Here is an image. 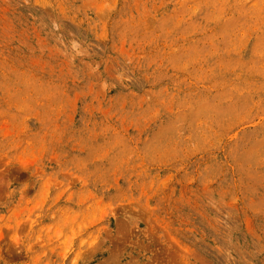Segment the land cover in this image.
<instances>
[{
	"label": "rangeland",
	"instance_id": "374dc122",
	"mask_svg": "<svg viewBox=\"0 0 264 264\" xmlns=\"http://www.w3.org/2000/svg\"><path fill=\"white\" fill-rule=\"evenodd\" d=\"M0 264H264V0H0Z\"/></svg>",
	"mask_w": 264,
	"mask_h": 264
}]
</instances>
